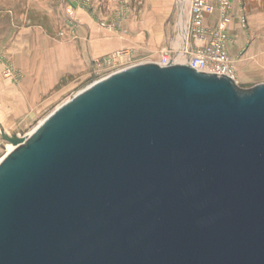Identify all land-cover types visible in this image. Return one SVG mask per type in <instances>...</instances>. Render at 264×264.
Instances as JSON below:
<instances>
[{
	"label": "water",
	"instance_id": "1",
	"mask_svg": "<svg viewBox=\"0 0 264 264\" xmlns=\"http://www.w3.org/2000/svg\"><path fill=\"white\" fill-rule=\"evenodd\" d=\"M0 136V264H264V83L142 62Z\"/></svg>",
	"mask_w": 264,
	"mask_h": 264
},
{
	"label": "crops",
	"instance_id": "2",
	"mask_svg": "<svg viewBox=\"0 0 264 264\" xmlns=\"http://www.w3.org/2000/svg\"><path fill=\"white\" fill-rule=\"evenodd\" d=\"M231 2L228 54L236 83L248 88L264 83V0ZM119 3L92 0L86 10L81 0H0V125H16L47 108L70 75L84 73L98 57L118 50L130 53L140 45L137 38L144 41L145 30L154 41L163 21L136 22L127 6ZM103 6L109 10L106 22L124 16L119 25L125 35L98 24L103 20ZM68 8L74 10L72 18L66 14ZM240 10L244 26L238 20ZM216 17L215 12L211 19ZM130 55L131 61L136 60ZM8 66L19 72L18 80L4 75Z\"/></svg>",
	"mask_w": 264,
	"mask_h": 264
},
{
	"label": "built area",
	"instance_id": "3",
	"mask_svg": "<svg viewBox=\"0 0 264 264\" xmlns=\"http://www.w3.org/2000/svg\"><path fill=\"white\" fill-rule=\"evenodd\" d=\"M92 0H81L82 8L88 10ZM175 25L177 33L174 42L162 49L156 58L131 63V55L126 50L98 57L92 61L95 73L103 72L104 78L112 73L142 62H155L160 65L183 64L197 71L224 74L234 79L235 67L228 54L229 24L233 18L231 0H177ZM217 13L212 20L211 16ZM72 18L73 9H66ZM124 19L119 15L114 22L98 21V24L109 32L119 36L126 34L120 27ZM238 20L246 24L245 16L240 10ZM63 35L60 33V36ZM4 75L18 80L20 74L11 67H6ZM99 78V79H101ZM235 80V79H234Z\"/></svg>",
	"mask_w": 264,
	"mask_h": 264
},
{
	"label": "rangeland",
	"instance_id": "4",
	"mask_svg": "<svg viewBox=\"0 0 264 264\" xmlns=\"http://www.w3.org/2000/svg\"><path fill=\"white\" fill-rule=\"evenodd\" d=\"M101 1L102 4H108V2H111L113 0ZM176 1L177 0H120V3H123L125 7L127 6L129 13L134 14V21H142V23H144V21L151 22L152 20H155L157 22L163 21V23L165 24L163 26V24L161 23V31L159 30V32L155 34L154 41L153 38L150 37L152 35H149L148 30H145V32H147L146 35L141 36L144 38V41H141V38H137V45L140 44L141 46H136L135 50L133 49L130 51V53L133 54L134 59H136H132L131 63L150 58H156L158 53L162 49L168 47L174 42V38L177 33V28L175 25L177 4ZM116 2L118 3L119 0H116ZM102 10H105L107 13H105L104 11V13H102L103 18H101L103 19V21L108 20V8L105 9V7L103 6ZM139 15H142V19L138 18ZM143 16L145 18H143ZM102 76H104V73H95L91 65L86 69L84 73L70 75L69 81L66 82L64 86L66 89L64 88L62 91L58 90L55 96H53L51 103L47 108L29 115L26 119L17 123L16 125H0V131L3 130L7 135H17L19 137H25L56 107L68 100L72 96V94L84 89ZM14 145L15 142L11 143L9 140H3L0 136V159L8 151H10L14 147Z\"/></svg>",
	"mask_w": 264,
	"mask_h": 264
},
{
	"label": "bare ground",
	"instance_id": "5",
	"mask_svg": "<svg viewBox=\"0 0 264 264\" xmlns=\"http://www.w3.org/2000/svg\"><path fill=\"white\" fill-rule=\"evenodd\" d=\"M16 145H17V142H15V145H14V147H15ZM14 147H13V148H14ZM13 148H12V149H13Z\"/></svg>",
	"mask_w": 264,
	"mask_h": 264
}]
</instances>
